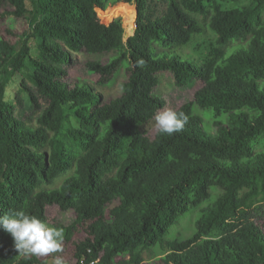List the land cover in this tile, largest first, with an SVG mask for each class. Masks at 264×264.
<instances>
[{"label": "trees", "instance_id": "trees-1", "mask_svg": "<svg viewBox=\"0 0 264 264\" xmlns=\"http://www.w3.org/2000/svg\"><path fill=\"white\" fill-rule=\"evenodd\" d=\"M26 1L0 0L9 23L27 26L0 35V216L73 212L53 226L67 243L86 225L75 264H264V0ZM117 3L120 16L137 10L127 40L121 19L106 25L110 9L100 10ZM186 48L202 50L199 66ZM84 53L108 58L77 64ZM74 68L98 87L123 75L119 95L69 83ZM161 73L180 92L199 89L174 110L183 129L150 138L143 127L171 108L156 94ZM3 75L20 76L28 113L6 100ZM195 107L219 119L214 133ZM65 112L75 123L63 133ZM7 237L0 227V264H42Z\"/></svg>", "mask_w": 264, "mask_h": 264}, {"label": "rangeland", "instance_id": "rangeland-1", "mask_svg": "<svg viewBox=\"0 0 264 264\" xmlns=\"http://www.w3.org/2000/svg\"><path fill=\"white\" fill-rule=\"evenodd\" d=\"M118 4H126V3H117L115 5L107 7L105 10L100 9V8H97V9H100L102 11H106V10L110 9L108 15L104 19L105 23L109 24V23H111V21L113 19H117L116 17H119L122 21L121 24H122L123 28H125V31L128 32V30L130 28L134 27L135 6L129 5V7L124 12H122V14L120 16L119 14L112 12V10L116 6H118ZM26 5H27L29 10H31L34 6V4L31 2V0H27ZM160 9H161V7H160ZM162 9H165V7L163 6ZM0 13H1V11H0ZM9 22H10L9 17H3L0 14V35H2L4 30L6 28L8 29L9 26L13 27V29L17 35L20 32L27 30V26L25 25L24 20H22L21 22H17L15 24V26ZM131 25H132V27H131ZM42 28H44V27H42ZM29 45H30L31 57L41 59L42 51H41L39 41L31 39L29 41ZM234 51H235L234 46L230 45L228 47L227 53H233ZM183 54L187 58H189L191 63H193L195 66H199L204 53H202L201 49H198L196 51H194V50L191 51L190 48H186L183 50ZM107 58H108L107 56L97 57V56L88 55V54L84 53V54L78 55L76 57V62H77V64H79V63H83L85 60H97V59H99L101 61H105ZM27 65L29 66L30 63L27 62ZM1 78H7V82H8L7 87L5 89L6 100H8L10 102H15L17 104H19L18 101L20 100L21 101L20 103L22 104V106L20 108L19 113L20 114L24 113V112L28 113L30 111V109H29L28 104L26 103L24 93L21 92V88H20L21 78H20V76L16 75L13 77H7V76L3 75V76H1ZM123 78H124V76L120 75L117 78V81L114 82L113 84H111L109 86L98 87L94 84L93 81L86 78V74L82 70H80L79 68H74L72 71H70L68 73L66 80H68V82L71 84H74L76 82L85 81L88 84H90L91 86H93L102 95L103 99L108 101L109 99L115 98L119 95V93L121 91L120 84L123 81ZM158 78H159V85L156 89V94L160 95V96H165L167 99L171 100V108H167V109L176 110V109L180 108L181 106H183L184 104L191 102L193 100L194 92L197 89H199V86H196L187 92H180L174 87L173 79L168 73H161L158 75ZM194 114L200 119L202 127L207 128V129L213 128L209 132L214 133V131L216 129L214 127V123L219 121V119H216L210 110H202L199 107H195L194 108ZM65 115H66V119H65L63 133H65L67 131V128L69 126H71V124H73V122L75 123V121L71 118V116L68 114V112H65ZM156 130H157V128L155 126V120L143 127V131L150 138L154 137ZM72 170H73V167L69 171H67L66 173L59 175L54 180L53 184H51L50 186H47V187L48 188H57L62 183V181L68 175L71 174ZM28 214H31V215L38 217L39 219H41L42 221H44L45 223H47L51 226H53L57 221L61 222L63 224H68V223H70V221L74 217L73 212L63 213V212L59 211L57 208H47L46 213L43 215L32 214V213H28ZM187 224H188V221L186 220L185 223L182 222L176 229L172 230V232H170L171 237L176 236L177 232L182 231L183 226L187 225ZM85 229H86V225L79 227L78 230L74 233L71 241H69L67 243L63 242V252L62 253H52V254L45 255V256H39V259L42 261V264H53L54 258L56 256H62L65 264H75L76 259L74 257V255H75L74 244H75V242H78V241L85 239V237L87 235ZM63 236H64V231H63ZM7 242L9 244L13 243V240H12L10 234H8ZM159 253L160 252H157L158 256L160 255ZM151 257L154 258V254H153V256L146 254L144 258L147 260H151Z\"/></svg>", "mask_w": 264, "mask_h": 264}, {"label": "clouds", "instance_id": "clouds-1", "mask_svg": "<svg viewBox=\"0 0 264 264\" xmlns=\"http://www.w3.org/2000/svg\"><path fill=\"white\" fill-rule=\"evenodd\" d=\"M187 119L183 112L172 109H165L154 117L157 130L168 135L180 132ZM0 227L10 234L14 248L24 256L39 257L63 252V231L23 210L0 216ZM53 264H65L63 257L56 256Z\"/></svg>", "mask_w": 264, "mask_h": 264}, {"label": "water", "instance_id": "water-1", "mask_svg": "<svg viewBox=\"0 0 264 264\" xmlns=\"http://www.w3.org/2000/svg\"><path fill=\"white\" fill-rule=\"evenodd\" d=\"M136 15H137V10H136V8H135V20H136ZM114 20V19H113ZM112 20V21H113ZM111 21V22H112ZM135 21H134V27L133 28H130L129 30H128V32H126L125 33V35H124V39L125 40H127L130 36H132L133 35V33H134V31H135Z\"/></svg>", "mask_w": 264, "mask_h": 264}]
</instances>
